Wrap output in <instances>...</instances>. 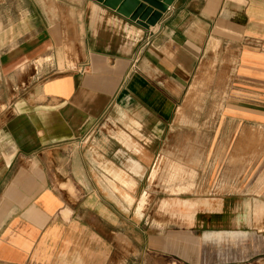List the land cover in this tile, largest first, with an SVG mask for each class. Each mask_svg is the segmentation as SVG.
Masks as SVG:
<instances>
[{
    "label": "crops",
    "instance_id": "obj_1",
    "mask_svg": "<svg viewBox=\"0 0 264 264\" xmlns=\"http://www.w3.org/2000/svg\"><path fill=\"white\" fill-rule=\"evenodd\" d=\"M193 85L228 129H188L178 113ZM253 127L264 130V0H175L149 29L95 0H0V264H252L264 256ZM177 133L233 139L235 161L206 197L171 188L186 196L178 225L142 228L140 175L154 161L156 179Z\"/></svg>",
    "mask_w": 264,
    "mask_h": 264
},
{
    "label": "rangeland",
    "instance_id": "obj_2",
    "mask_svg": "<svg viewBox=\"0 0 264 264\" xmlns=\"http://www.w3.org/2000/svg\"><path fill=\"white\" fill-rule=\"evenodd\" d=\"M212 95L213 92L197 91L195 85L186 94L185 106L181 108L183 111H179L178 116L180 117V114L185 112L186 116H188L187 125L189 130H199L202 129V126L208 132L228 129V124L223 122L226 110H221V121L219 124L217 116L215 119L213 117L214 111H217V108L211 105ZM200 119L201 122H198ZM176 130L180 129L176 128ZM239 130L240 126L238 125L237 131ZM251 130L256 133H263L264 131L259 127H253ZM111 135L114 136L112 127L104 126V129L101 130L100 138H108ZM175 137L168 140L167 146L169 148L165 150L166 154L161 155V163L156 179L150 182V174L152 173L154 161L150 168L144 170L140 175L142 192L146 191L149 194L148 202L140 213L142 228L147 227L149 229L150 226L151 228L152 226L158 228L164 224H167V226L178 225L180 218L177 216L182 205L180 199L186 196H182V192H171V188L182 184L188 185L189 183L191 186L187 192L190 194L189 197L191 199L206 197V189L202 186L205 183H215L220 179L227 178L228 172L221 171L220 168H225L226 164L235 161L234 154H230L233 142L235 141L233 139L220 140L213 138L212 134L206 135L204 139L193 137L187 141L180 137V133H177ZM186 142L187 144H185ZM253 142L254 146L256 145L258 149H254L253 154L245 161L257 165L264 161V150L262 149L264 147V137L258 135V137L253 139ZM151 157L153 158L154 156L152 155ZM237 161H244V159H239V156H237ZM187 166L190 170H186ZM174 167L178 168L180 173H182L178 176L177 180L169 182L172 168ZM192 168H199V170H192ZM258 172L253 173L256 174ZM164 202H168L172 206L166 207L164 206ZM159 258L161 257H158L157 264H177L174 261L172 262L170 258ZM144 261L145 259L142 257V264ZM263 262L264 256H259L252 261V264H261Z\"/></svg>",
    "mask_w": 264,
    "mask_h": 264
},
{
    "label": "water",
    "instance_id": "obj_3",
    "mask_svg": "<svg viewBox=\"0 0 264 264\" xmlns=\"http://www.w3.org/2000/svg\"><path fill=\"white\" fill-rule=\"evenodd\" d=\"M145 29L156 26L175 0H95Z\"/></svg>",
    "mask_w": 264,
    "mask_h": 264
}]
</instances>
